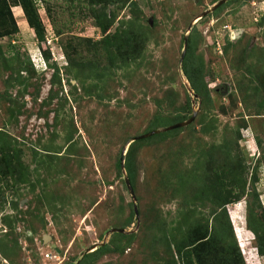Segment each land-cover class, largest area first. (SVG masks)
Returning a JSON list of instances; mask_svg holds the SVG:
<instances>
[{
  "label": "rangeland",
  "instance_id": "obj_1",
  "mask_svg": "<svg viewBox=\"0 0 264 264\" xmlns=\"http://www.w3.org/2000/svg\"><path fill=\"white\" fill-rule=\"evenodd\" d=\"M37 1L45 41L19 5L12 6L19 32L0 39V141L16 149L0 172V264H76L104 244L106 253L81 264H183L166 234L182 218L212 224L219 208L205 189L225 175L219 166L229 155L239 156L247 188L227 207L245 262L255 264L247 216L253 201L255 216L260 202L264 209V0H227L202 17L219 0ZM130 30L145 37L142 55L114 67L105 38ZM190 34L191 58L208 83L202 97L180 63ZM116 40L114 52L123 37ZM42 44L51 48L49 61ZM194 111L188 125L134 155L136 217L130 177L117 167L123 147ZM226 175L225 187L234 182Z\"/></svg>",
  "mask_w": 264,
  "mask_h": 264
},
{
  "label": "trees",
  "instance_id": "obj_2",
  "mask_svg": "<svg viewBox=\"0 0 264 264\" xmlns=\"http://www.w3.org/2000/svg\"><path fill=\"white\" fill-rule=\"evenodd\" d=\"M116 0H89L91 5L96 4H104L114 3ZM122 2H127V0H120ZM19 5L22 7L26 20L31 28L34 29L35 35L41 44L45 41L46 37V26L42 20V17L39 13V4L37 0H0V39L3 37H10L19 32V25L17 20L15 19L12 6ZM101 15V17H100ZM97 16V26H99L102 31L108 30L107 25L104 24L102 18V14L99 13ZM107 19V18H106ZM128 32V31H127ZM123 37V41L119 44H116L117 47H121L120 50L114 52V47L112 45V40L117 41L116 37ZM109 40L105 51L107 52L109 60V64L114 67H123L125 65H129L132 62H136L142 55V47L141 42L145 39L143 36H139L136 30H130L125 35L117 34V31L113 35H109L105 38ZM194 43V39L192 34L189 35L188 45L184 60L182 62V70L185 74L186 78L189 80L191 84L192 90L198 94V96L202 97V93H207L208 83L206 78L203 76V67L197 62H193L191 58V49ZM126 45V46H125ZM42 54L45 60L49 61L52 58L50 47L43 45L41 46ZM68 58L70 54L66 52ZM117 56V57H116ZM69 62L71 65L74 60L69 58ZM75 64H77L75 62ZM85 66L84 63L78 65V67ZM101 69L97 71L96 78H102ZM54 77H59L58 69L54 74ZM98 87V83L96 84ZM261 91L264 95V86L261 88ZM260 109L264 110V100L260 102ZM261 114V113H259ZM179 119L176 121H180L184 119V116L178 115ZM154 128L157 127L156 121L154 122ZM159 126V125H158ZM247 125H244L246 127ZM182 128V127H181ZM181 128L172 129L169 131H164L161 133H157L155 135H151L149 137H144L142 139L135 140L131 142L128 147L127 153L124 156L125 160V169L128 172L130 180L132 182L133 187L136 189L134 184V171L133 157L136 154L138 148L143 145V143L147 141L154 140L156 137H164L169 134L178 132ZM239 137H241V133H239ZM238 139V137H237ZM234 142H238V140ZM232 142V143H234ZM11 142L4 143L0 141V172L4 173V169L2 165H12L13 164V155H15V148L11 146ZM231 142L225 144V150H230ZM13 150V151H12ZM230 152V151H229ZM225 155V152H224ZM228 160L224 161L220 164L221 167L219 175H223L221 178L218 177L217 180H211L209 182V189L206 188L205 191L208 190V193H211L209 200L212 199L213 202L217 203V207L219 210H213V220L212 224H210L209 220L204 219L203 221L200 219H195L192 222L185 221L182 223V220L177 225H174L170 232L166 234V239L168 243L173 248L174 252L181 259L183 264H246L244 256L242 254V250L239 246L238 237L233 226L232 220L230 218V214L228 211V205L231 203H236L240 200V197L244 192H246L247 188V178L244 177V170L240 171L242 165H240L239 156L235 155V159L232 158L231 155L227 156ZM237 160V161H236ZM118 170L121 172V158L117 162ZM14 174L15 171L13 170ZM226 174L230 176L234 182H230L228 184H223ZM236 184L237 187L241 189L239 193H233V187ZM206 185V184H205ZM229 188V195H224L223 189ZM236 188V187H235ZM234 194L233 196H230ZM262 211L259 215L254 214L253 206L254 201L249 206V212L247 216V225L249 229L254 233L256 239V248L258 253L261 256H264V209L259 203ZM140 214V212H139ZM189 219V218H187ZM118 236H126L121 233H116ZM133 236H131L132 238ZM130 238V239H131ZM108 250V245H100L94 250L87 252L83 255L82 260H79L77 264H81L87 258L97 259L103 253H106Z\"/></svg>",
  "mask_w": 264,
  "mask_h": 264
},
{
  "label": "water",
  "instance_id": "obj_3",
  "mask_svg": "<svg viewBox=\"0 0 264 264\" xmlns=\"http://www.w3.org/2000/svg\"><path fill=\"white\" fill-rule=\"evenodd\" d=\"M226 1L227 0H219L216 4H214L212 6L211 9L204 11L203 14L200 15L199 17H202V16H205V15L209 14L210 12L214 11L216 8H218L220 5H222ZM199 17H197V19ZM149 22L152 23V20H149ZM192 27H193V24L190 25L189 29H191ZM187 45H188V35H185V37H184V48H183V51H182V54H181V58H180V63L181 64H182L183 59H184L185 54H186ZM196 115H197V111H194L193 114H192V116L187 121H182V122L175 123V124L169 126L168 128H166V130H171V129H174V128L186 126V125H188L190 122H192L195 119ZM156 133H159V130H153V131L148 132V133H145L143 135L134 136L133 138H130L126 142V145L122 149V156H121V168H122V170L125 169L124 155L127 153V149H128L127 146H129L131 144V142H133L135 140L142 139L144 137H149V136H151L153 134H156ZM125 181H126V184H127L128 188H129L131 194H132V197L134 199L135 215H136V217L139 218V209H138V206H137V203H136V195H135V193L133 191V187H132V185L130 183V179L128 177H126ZM115 231L123 232L124 229L119 228V229H115ZM48 238H49L48 236H45V240H48ZM94 248L95 247H91V248L87 249L86 252H90V251L94 250Z\"/></svg>",
  "mask_w": 264,
  "mask_h": 264
},
{
  "label": "crops",
  "instance_id": "obj_4",
  "mask_svg": "<svg viewBox=\"0 0 264 264\" xmlns=\"http://www.w3.org/2000/svg\"><path fill=\"white\" fill-rule=\"evenodd\" d=\"M241 226V225H239ZM237 227V226H236ZM257 251V250H256ZM253 262H255V264H264V256H261L258 251L257 252H253Z\"/></svg>",
  "mask_w": 264,
  "mask_h": 264
},
{
  "label": "built area",
  "instance_id": "obj_5",
  "mask_svg": "<svg viewBox=\"0 0 264 264\" xmlns=\"http://www.w3.org/2000/svg\"><path fill=\"white\" fill-rule=\"evenodd\" d=\"M47 43L51 46V40H49V38H47Z\"/></svg>",
  "mask_w": 264,
  "mask_h": 264
}]
</instances>
